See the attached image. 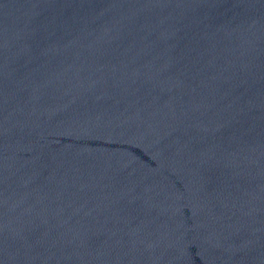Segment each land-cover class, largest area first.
Listing matches in <instances>:
<instances>
[{
  "label": "water",
  "instance_id": "95a60500",
  "mask_svg": "<svg viewBox=\"0 0 264 264\" xmlns=\"http://www.w3.org/2000/svg\"><path fill=\"white\" fill-rule=\"evenodd\" d=\"M0 264H264V0H0Z\"/></svg>",
  "mask_w": 264,
  "mask_h": 264
}]
</instances>
